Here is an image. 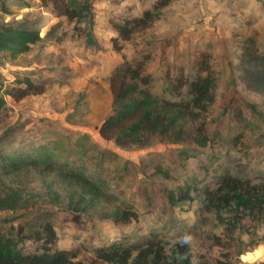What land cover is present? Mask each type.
Wrapping results in <instances>:
<instances>
[{
  "label": "rangeland",
  "instance_id": "rangeland-1",
  "mask_svg": "<svg viewBox=\"0 0 264 264\" xmlns=\"http://www.w3.org/2000/svg\"><path fill=\"white\" fill-rule=\"evenodd\" d=\"M152 1L97 0L93 22L78 31L41 0H0V24L27 22L41 38L27 52L0 51V97L7 103L0 115V149L29 150L35 161L17 171L0 166L2 230L8 236L22 227L30 233L51 217L58 247L81 260L98 247L155 235L168 250L189 242L193 264H264V213L261 224L239 228L234 242L225 241L217 211L204 196L226 171L264 183V95L248 92L239 80L245 41L252 37L264 53V0H175L153 27L121 43L118 53L113 23L141 16ZM204 58L219 78L208 147L156 140L148 148L123 149L102 139L99 127L115 107L111 79L126 60H147L144 75L154 78L152 92L175 100L171 80L182 69L193 75V61ZM25 79L43 92L10 97ZM231 88L246 106L220 119L219 102ZM188 129L194 132L190 124ZM80 157L84 169L77 167ZM79 173L84 179L77 180ZM179 191H189L192 200L171 197ZM126 210L138 219L117 222V213ZM222 217L230 221L234 213L225 210Z\"/></svg>",
  "mask_w": 264,
  "mask_h": 264
},
{
  "label": "trees",
  "instance_id": "trees-1",
  "mask_svg": "<svg viewBox=\"0 0 264 264\" xmlns=\"http://www.w3.org/2000/svg\"><path fill=\"white\" fill-rule=\"evenodd\" d=\"M41 1L57 18H66L75 23L78 31L82 24L89 21L92 23L94 20L93 8L97 0ZM173 1L175 0H154L141 16L125 17L120 22H114L112 27L116 36L112 42L116 51L121 53L124 50L121 43L132 40L135 33L153 27L161 19L162 10ZM84 34L90 37L87 32ZM40 40L39 29L29 27L27 22L0 24L1 52H27L31 45ZM245 43L240 58L239 80L248 92L264 95V53L256 50L252 37ZM146 62L147 60H126L115 70L111 79L115 107L99 127L102 139L123 149L148 148L156 140L170 144H182L191 140L199 147H208L212 142L207 127L208 119L217 102L219 87L218 74L208 64L209 59L193 61V75H184L185 71L182 69L176 80H171L169 92L174 95L175 100L158 98L152 92L154 78L150 74L144 75ZM167 76L171 79L170 71ZM20 83L24 88L8 92L15 100L24 99L31 90L43 92L31 80L25 79ZM6 104V100L0 97V115ZM219 106L222 111L220 119H224L233 107L241 109L246 104L231 88L222 94ZM189 124L194 132L189 131ZM78 148L86 154L83 140L79 141ZM182 153L184 152L181 151ZM32 157L34 158L29 150H14L13 154H7L0 149V166L6 172L17 171L27 162H35ZM78 159L81 160V166L77 167L83 166L84 169L85 158ZM68 166L70 169L74 167ZM226 172L214 187L205 188L204 196L210 207L217 211L224 228L225 241L234 242L233 236L239 228L257 226L263 221L264 183L253 184ZM80 176L81 174L76 177L77 180L84 179ZM173 196L178 197L179 201L192 200L189 191L172 192L171 197ZM225 210L234 213L232 220L227 221L222 217ZM137 219V213L132 210L118 212L116 216V221L121 223ZM2 229L0 222V264H193V251L189 242H179L168 250L167 243L155 235L129 243L98 247L93 250L90 258L81 260L75 251L58 247V235L51 217L41 221L30 233L22 227L15 235L8 236ZM214 238L220 243V237Z\"/></svg>",
  "mask_w": 264,
  "mask_h": 264
}]
</instances>
